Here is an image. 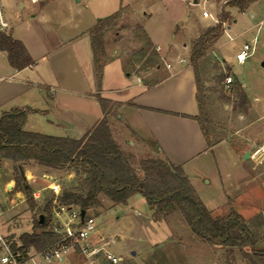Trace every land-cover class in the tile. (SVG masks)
Returning <instances> with one entry per match:
<instances>
[{
  "label": "crops",
  "instance_id": "1",
  "mask_svg": "<svg viewBox=\"0 0 264 264\" xmlns=\"http://www.w3.org/2000/svg\"><path fill=\"white\" fill-rule=\"evenodd\" d=\"M10 1L4 0L10 21V29L6 33L24 44L33 63L23 69H16L10 63L4 70L1 68L6 74H1L4 79L0 80V116L16 108L28 107L33 111L27 114L24 130L59 137L81 138L105 116L98 98L101 96L112 102L111 110L106 116L120 146L122 143L145 146L151 156L161 157L175 166H180L184 173L196 177L197 174L187 172V167L194 164L197 168L202 167L204 162L212 164V154L216 156L215 149L221 144L230 143L236 147L233 156L235 165L239 168L252 165L251 173H245L243 169L241 173L229 171L231 189L237 191L236 185L240 183L249 185L258 180L260 183L264 181V160H258L254 155L257 141L264 140V125L260 122L264 120V95L251 100L245 85L232 75L234 82L241 84L248 97L249 108L243 113L246 117H251L249 124H259V133H252L239 142H232L223 137L219 141L214 140L213 146H209L199 121L194 118L199 115L200 109L197 100V76L190 61V44L171 41L166 47L162 46L155 43L150 32L143 27V32L151 40L153 48L157 50L160 47L158 51L162 54L172 52L175 56L172 57V63L165 62V67H162L159 61L155 68L141 69L139 63H142L143 59L129 70L127 61L117 50V45L109 49L107 29L104 34V66L100 78H97L90 31L99 20L118 11L100 14L101 9L96 8L95 3H91V8L84 10L80 7L83 0H40L37 3L31 0L29 3L12 0L11 4ZM194 3L198 1L195 0ZM14 8H17V12ZM232 8L237 7L225 9L230 11L234 18ZM222 9L223 5L218 8L214 22H217V15ZM23 12L25 14L20 17L18 13ZM76 12L81 17H77ZM142 16L143 22L150 14L145 12ZM201 20L205 21L206 18L202 16ZM231 22L226 24V29L230 30L237 20L233 21L234 24ZM198 36L199 32L196 38ZM180 45L183 50L179 49ZM215 49L213 52L217 53L219 50ZM184 54L186 56H183ZM222 58V66H225L226 58ZM182 59L185 61L182 62ZM168 64L171 66L168 67ZM140 69L145 72L144 75ZM223 70H226L225 67ZM203 80L207 89L208 80ZM114 127L120 129L119 138L113 130ZM247 153L249 156L246 158ZM22 163L35 199L51 190L52 182H57V175L54 173L56 169L47 168L32 159L23 160ZM1 171L10 175L6 181V191L12 196L11 190L15 185L14 162L0 155ZM16 195L21 200H26L23 192H17ZM232 205L228 206L229 209L238 211L253 229L259 232L263 242L262 245L257 242L255 249L264 251V209L262 208L263 213L253 211L249 217ZM211 207L217 211L214 215L217 218H223L230 212L218 204ZM207 208L210 209L208 206ZM149 210L153 218L150 207ZM170 227L175 234L179 232L175 226ZM172 238L174 239L173 236ZM73 258L62 264H70Z\"/></svg>",
  "mask_w": 264,
  "mask_h": 264
},
{
  "label": "rangeland",
  "instance_id": "2",
  "mask_svg": "<svg viewBox=\"0 0 264 264\" xmlns=\"http://www.w3.org/2000/svg\"><path fill=\"white\" fill-rule=\"evenodd\" d=\"M23 1L30 2V0ZM194 1L83 0L80 7L87 10L88 7L91 8V3H95L96 8L101 9L100 14L121 11L120 17L108 28L109 33L106 38L109 49H113L116 44L119 54L123 55L127 65L130 66V61L135 62L140 56L143 43L138 35L143 32V27L150 32L157 44L166 47L171 41L173 43L187 42L192 49L193 42L198 38H196L198 32L200 35L207 27L217 24L213 20L218 8L226 0H197L198 3ZM11 2L12 0L10 4ZM204 8L212 13V17L206 18L205 21L201 20ZM16 9L14 8L17 12ZM231 11L234 16L233 21L237 20V22L235 24L231 22L234 24L233 27L230 30L226 29V33L210 48L204 59L199 61L197 69L204 89L203 79L208 80L204 102L208 113L207 126L211 134L214 139L226 137L232 142H239L252 133L258 134L259 124H249L251 117L244 115L243 109L238 105L237 94L232 89L234 78L233 84L227 86L226 77L233 75L243 83L251 100L256 96L264 95V67L262 66L264 60V0L255 1L244 13L237 8H232ZM145 12L150 16L142 22L144 18L142 14ZM76 13L77 17H81L78 12ZM24 14V12L18 13L20 17ZM217 16L219 19L220 13ZM247 42L254 45V51L244 64H240L236 59V54ZM215 48L219 50L217 53L213 52ZM179 49L183 50L181 45ZM156 51L159 53L162 67H165V62L172 63L174 53L162 54ZM222 56L226 58L225 66H222L224 62ZM7 67H9L7 53L0 50V76L6 74L3 70ZM224 67L226 70H223ZM140 72L142 75L145 74L141 69ZM260 122L264 125V120ZM113 130L119 138V127H114ZM263 141L259 140L257 143L261 144ZM121 147L132 158V165L138 166V171H140L141 159L152 155L147 147L137 145V143H122ZM235 150L236 147L230 143L221 144L215 149L216 156L212 154V164L204 162L202 167L198 168L196 164L188 166L187 172L197 174V176L192 177L186 172L185 175L189 177L196 194L210 208L213 215L217 213L214 207H211L213 204L223 206L221 208L226 210H231L228 206L234 204L235 208L245 216L251 215L256 210L263 213L264 181L260 183L258 180L249 185L240 183L236 185L237 191L230 187L229 171L234 170L236 173H241L242 169L245 173L252 171L250 164L242 168L235 165L236 161L233 158ZM54 173L57 175V183L61 191L80 188L82 185L81 173L76 174L70 170H57ZM9 177L10 175H5V171L0 172V237L11 243L18 240L21 234L33 230L34 223L42 214L45 204L48 200L53 198L55 200L57 194L52 190L42 194L36 199L37 208L32 211L26 200L23 201L16 195L17 192L10 196L6 191V181ZM51 210L52 224L58 220L59 223L68 220V214L56 216L53 202ZM87 214L96 223L95 239L103 238L113 241L110 250L122 258L119 264L227 263L226 248L223 244L203 242L190 230L188 223L178 210L170 211L167 219L162 222L155 221L141 194L132 196L127 205L116 204L102 195L100 204L93 207ZM169 224L179 229V232L175 234ZM257 242L262 245V238L260 237ZM71 257L74 258L70 264H81L78 257L70 253L68 259ZM235 258L237 264H244L241 256L235 254ZM51 263L56 264V262Z\"/></svg>",
  "mask_w": 264,
  "mask_h": 264
},
{
  "label": "trees",
  "instance_id": "3",
  "mask_svg": "<svg viewBox=\"0 0 264 264\" xmlns=\"http://www.w3.org/2000/svg\"><path fill=\"white\" fill-rule=\"evenodd\" d=\"M256 0H227L223 4L220 18L214 26L207 27L193 42L190 61L197 76V100L200 113L197 119L203 132L213 146L214 139L207 126L208 113L204 102L205 89L198 76V61L214 46L226 31V24L232 21L226 7H237L244 12ZM118 11L97 22L91 29L93 62L97 78H100L104 66L106 48L104 34L120 17ZM143 43L140 56L130 62L131 66L140 64L142 68H155L159 55L151 40L144 32L138 35ZM0 50L5 51L8 61L16 69H23L33 63V59L24 44L11 34L0 31ZM233 84V83H232ZM232 89L237 94L239 106L247 112L248 97L239 82ZM105 116L81 138L59 137L24 130L27 114L33 109L16 108L0 116V155L14 162L15 181L11 194L23 192L29 209L37 208L34 191L25 176L22 161L32 159L51 169L70 170L82 174L80 188L64 189L57 199L68 207L84 209L86 213L100 204L105 195L116 204L127 205L129 199L141 194L156 221L167 219L170 211L178 210L190 226L192 232L205 242L221 243L226 247L227 264H237L235 254L241 256L244 264H264V251L255 249L259 232L235 209L223 218H217L201 201L180 166H175L161 157L151 156L141 159L140 171L131 163V157L120 146L113 135L106 114L111 110L112 102L98 96ZM48 200L41 215L34 223L31 232L21 234L18 241H12L13 250L27 253L30 250L44 252L56 245L61 235L51 228L52 202Z\"/></svg>",
  "mask_w": 264,
  "mask_h": 264
},
{
  "label": "built area",
  "instance_id": "4",
  "mask_svg": "<svg viewBox=\"0 0 264 264\" xmlns=\"http://www.w3.org/2000/svg\"><path fill=\"white\" fill-rule=\"evenodd\" d=\"M31 1L37 3L40 0ZM203 16L211 18L212 14L204 8ZM9 29L10 21L7 17L5 3L4 0H0V31L8 32ZM157 50H160V47ZM253 51L254 45L249 42L245 43L236 54L237 61L241 64L245 63ZM181 61L184 62L185 60L182 59ZM170 66L168 64V67ZM3 79L4 77L0 76V80ZM232 82V76L226 77L227 86H230ZM254 155L256 159L264 160V141L255 147ZM50 189L57 194L53 201L56 216L60 217L68 214L69 217L66 222L63 220L62 223H59L58 220L51 225L52 230L61 235L60 241L47 251L37 252L30 250L24 253L21 250H13L11 244L3 237H0V264L64 263L70 253L78 257L81 264H119L122 258L110 250L113 241L104 240L103 238L95 239L96 223L94 219L88 216L87 213L82 218L81 209L77 207H68L65 204H60L57 197L62 191L57 182H52Z\"/></svg>",
  "mask_w": 264,
  "mask_h": 264
},
{
  "label": "water",
  "instance_id": "5",
  "mask_svg": "<svg viewBox=\"0 0 264 264\" xmlns=\"http://www.w3.org/2000/svg\"><path fill=\"white\" fill-rule=\"evenodd\" d=\"M262 66L264 67V61L262 62ZM248 156H249V153L246 154V158H247ZM85 215H86V211H85L84 209H82V210H81V217L84 218ZM40 218H41V222H43V221H44V216L41 215Z\"/></svg>",
  "mask_w": 264,
  "mask_h": 264
}]
</instances>
